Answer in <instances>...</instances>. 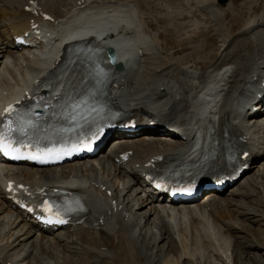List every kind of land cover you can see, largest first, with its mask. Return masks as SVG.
Segmentation results:
<instances>
[{"label": "bare ground", "instance_id": "obj_1", "mask_svg": "<svg viewBox=\"0 0 264 264\" xmlns=\"http://www.w3.org/2000/svg\"><path fill=\"white\" fill-rule=\"evenodd\" d=\"M179 1L189 0H0V106L31 92L68 43L87 39L116 56L120 70L114 73L112 94L120 108L134 109L139 121L165 124L167 130H188L193 137L185 145L163 136L119 141L113 154L133 151L124 165L101 155L91 163L44 171L0 166V264L246 263L248 250L256 245L246 247L239 231L250 221L264 232L262 202L256 201L257 194H264V159L225 194L208 196L192 207H160L140 184V168L149 158L163 155L166 164L187 160L199 144L213 147L223 126L245 140L249 160L264 155V114L262 120L249 114L253 107L263 106L259 93L264 99V89L260 90L264 81V0L252 1V14L238 30H214L216 47L210 44L208 51L204 39L200 46L191 47L201 52L205 48L207 56L195 57L183 52L198 32L193 12L204 10L203 15L215 24L220 15L216 6L222 8L229 2L190 0L197 7L188 3V9L181 12ZM149 3L157 5L158 13L143 11ZM32 4L52 21H42L27 11ZM166 8L168 13L163 11ZM183 13L191 17L190 27L195 29L184 31V37L183 30H156L148 23V19L157 24L158 19L173 15L171 24ZM31 21L39 24L40 48L18 50L12 39L29 31ZM206 31L200 36L206 38ZM211 133L216 135L210 138ZM8 181L31 188L71 185L83 198L88 218L84 225L54 236L40 234L1 195ZM241 215L242 221L237 218ZM101 216L105 217L103 226H94ZM255 257L264 264V255Z\"/></svg>", "mask_w": 264, "mask_h": 264}, {"label": "snow or ice", "instance_id": "obj_2", "mask_svg": "<svg viewBox=\"0 0 264 264\" xmlns=\"http://www.w3.org/2000/svg\"><path fill=\"white\" fill-rule=\"evenodd\" d=\"M90 75L94 76L98 83H102L104 79L108 77V73L100 67L99 61L92 63L89 70ZM27 99V97H26ZM93 100V94L87 93L85 95L72 97L69 96L65 103L62 105L67 117L75 122L76 114L83 108H90L91 111L99 112L98 107H92L90 102ZM37 105H43L42 100L36 102ZM35 115L34 106L26 107L25 109H18L14 105L6 107L2 113H0V152L5 156H11L14 159H19L25 156L22 149L35 148V152H28L27 158L33 160H39L40 162H49V159L53 156H58L59 151L56 150L55 144L61 143L63 137L61 133L69 131L71 129H57L54 127H42L38 120L33 119ZM83 118V117H81ZM102 132V127L97 129V132L92 133L93 137H96L98 133ZM59 137V139H55ZM47 140L53 147H47L45 145L41 147V142ZM84 143V147L90 150L91 141L88 140L87 135L81 138H77L73 145L75 150L76 145ZM60 151H66L61 148ZM246 155V154H245ZM78 205V202H75ZM51 222V221H49ZM58 222L63 223V220Z\"/></svg>", "mask_w": 264, "mask_h": 264}, {"label": "rangeland", "instance_id": "obj_3", "mask_svg": "<svg viewBox=\"0 0 264 264\" xmlns=\"http://www.w3.org/2000/svg\"><path fill=\"white\" fill-rule=\"evenodd\" d=\"M196 1H197V3L201 2V0H196ZM252 1L254 2V0H230L229 3L224 5V6H222V8L217 5L216 8L220 9L219 10L220 15H219L218 19L215 20L216 21L215 24L207 16L205 17L203 15L204 13L202 11H204V10L201 9L200 13L198 11H194L193 12L194 15H192L193 16L192 20H194L195 29L198 32H197L196 36H193L190 39L191 40L190 43H189L190 47L183 48V52L184 53H193L194 55L192 54L191 56H194V57H195V55L207 56V54H205V52H204L205 48H203L202 49L203 51L201 52L199 50V48L195 47V49L192 50L191 47L197 46V45L200 46L202 44L203 39H204V43L207 44L206 48H208V51L210 50V44H212L213 47H216L217 46V35L214 34L213 31L214 30H229V31L232 32L234 30H238L240 28V26L242 25L243 21L245 19H247L248 17H250L251 14H252V11H251L252 8L250 9V5H251ZM179 3H178V6L180 8L179 7L178 8H179V10L181 12H183V11L185 12L188 9L187 8L188 7L187 6L188 3L190 4L191 7L192 6L197 7L196 3L192 4L190 2V0L188 2H186V3L182 2V1H179ZM257 5H259L258 2H257ZM170 6L172 7V5H170ZM174 6L177 9V5H174ZM194 7H193V9H194ZM145 9H146L145 13H148V12H154V14L158 13L157 5H154V3H149L146 7L143 8V11ZM163 11H164V13H168L167 8H166V12H165V10H163ZM173 17L174 16L172 15L169 19L168 18H166V19L165 18H160V19H158L157 24H155V22H153L150 19H148V23L151 26V28L154 27V29H156V30H183L182 37L185 36L184 35V31H186V30H188V31L195 30L194 28H192L194 26L190 27V22L189 21H191V17L187 16L185 13H183V15H181L179 18H176L170 24L169 22L171 21V19ZM204 18H206V19H204ZM238 18L239 19L241 18V19L239 20ZM186 21H187V23H186ZM202 30H207L206 33L208 35H207L206 38H203V36H205V34H202L200 36V32H202ZM229 31L228 32L224 31V32H227V34H229ZM192 34L193 33L188 32L187 35H192ZM196 37H197V39H195ZM161 40H163V45L164 44L166 45V41L169 40V36L165 37L166 41L163 38ZM188 41L189 40H185V42H188ZM198 43H200V44H198ZM181 54L182 53H179V55H181ZM139 117H142V116H139ZM263 181H264V179H263ZM263 181H262V184H263V188H264V182ZM255 199L256 198H254V200ZM256 201L262 202V204L259 207V210H260V213L262 215H264V194H261V193L257 194ZM242 217H243V215H241V217H237V218L241 220ZM231 218H233V217H231ZM257 227L253 223H251L250 221H247L242 226V231H239V232H241V235L243 237H245L243 243H244V245L246 247L249 244H251V243H255V245H256L255 249H253V250L249 249L248 250L250 254L245 257V260H244L246 262L245 264H261L262 263V262H258L255 256L259 255V256L262 257L264 255V253H263L264 252V232H262V233L259 232L258 231L259 228H257ZM261 229H262V231H264V226L261 227ZM235 231L236 230H232L231 233H234ZM241 250H244V248L241 249ZM245 250L247 251V248H245ZM212 251H214V249H212ZM239 252L240 251H237L236 254H238ZM210 256L212 258H217V256H215V254H213L211 252H210ZM261 259H262V261H264V257H262ZM210 264H214V263L210 262Z\"/></svg>", "mask_w": 264, "mask_h": 264}, {"label": "water", "instance_id": "obj_4", "mask_svg": "<svg viewBox=\"0 0 264 264\" xmlns=\"http://www.w3.org/2000/svg\"><path fill=\"white\" fill-rule=\"evenodd\" d=\"M220 2L226 1V0H219Z\"/></svg>", "mask_w": 264, "mask_h": 264}]
</instances>
